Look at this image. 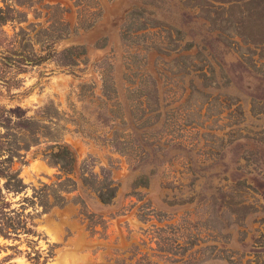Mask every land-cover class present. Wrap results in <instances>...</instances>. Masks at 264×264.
Returning a JSON list of instances; mask_svg holds the SVG:
<instances>
[{
	"label": "rangeland",
	"instance_id": "1",
	"mask_svg": "<svg viewBox=\"0 0 264 264\" xmlns=\"http://www.w3.org/2000/svg\"><path fill=\"white\" fill-rule=\"evenodd\" d=\"M39 260L264 264V0H0V264Z\"/></svg>",
	"mask_w": 264,
	"mask_h": 264
},
{
	"label": "trees",
	"instance_id": "2",
	"mask_svg": "<svg viewBox=\"0 0 264 264\" xmlns=\"http://www.w3.org/2000/svg\"><path fill=\"white\" fill-rule=\"evenodd\" d=\"M85 54H86V49L83 46H72L62 51V55L65 57L67 61L66 63L67 66L75 65L76 58ZM54 156L57 159V163L61 166L62 169L66 171H68V169H70V167H72L74 163V157L66 147H58V151L54 154ZM140 180H142L145 183L149 181L148 177L146 176L140 177L139 181ZM115 191L116 190L114 188H110L107 193H104L103 191L100 192V198L102 202L110 203L115 196ZM36 264H41L40 260L37 261Z\"/></svg>",
	"mask_w": 264,
	"mask_h": 264
}]
</instances>
